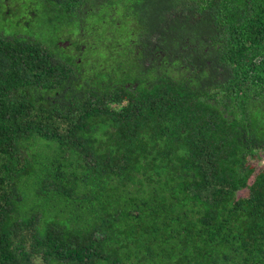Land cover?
Wrapping results in <instances>:
<instances>
[{"label":"trees","instance_id":"trees-1","mask_svg":"<svg viewBox=\"0 0 264 264\" xmlns=\"http://www.w3.org/2000/svg\"><path fill=\"white\" fill-rule=\"evenodd\" d=\"M24 7L37 35L0 29V264H264V0Z\"/></svg>","mask_w":264,"mask_h":264},{"label":"rangeland","instance_id":"rangeland-1","mask_svg":"<svg viewBox=\"0 0 264 264\" xmlns=\"http://www.w3.org/2000/svg\"><path fill=\"white\" fill-rule=\"evenodd\" d=\"M22 1V0H21ZM29 1H33V0H24V3L22 1V4H21V7L19 8V14L22 13V12H25L26 11V7H24ZM24 19V22L25 20L27 19V15L23 17ZM15 20H16V15H14L12 18H10L9 20H7L6 23H1L0 24V29L5 32L6 34H10V33H23L22 35L24 34H27V35H31V36H34V35H37L35 34L33 31H31V29H27L26 27H19V28H16V24H15ZM24 24V23H23ZM35 25V22L31 25V26H34ZM257 160V159H256ZM259 161V160H257ZM252 163V162H251ZM262 163L259 162V165H261Z\"/></svg>","mask_w":264,"mask_h":264},{"label":"flooded vegetation","instance_id":"flooded-vegetation-1","mask_svg":"<svg viewBox=\"0 0 264 264\" xmlns=\"http://www.w3.org/2000/svg\"><path fill=\"white\" fill-rule=\"evenodd\" d=\"M21 4L22 2L20 0H0V24L6 23L9 17L17 14L19 15L18 20L23 22V16L19 14Z\"/></svg>","mask_w":264,"mask_h":264}]
</instances>
